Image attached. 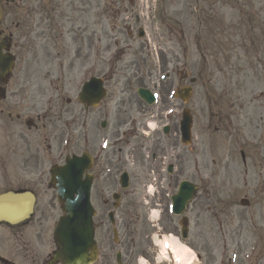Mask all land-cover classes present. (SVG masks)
Wrapping results in <instances>:
<instances>
[{
	"label": "flooded vegetation",
	"instance_id": "flooded-vegetation-1",
	"mask_svg": "<svg viewBox=\"0 0 264 264\" xmlns=\"http://www.w3.org/2000/svg\"><path fill=\"white\" fill-rule=\"evenodd\" d=\"M0 8L2 11L0 44L5 46L3 49L6 50L5 52L9 53L13 50L15 52L17 49L18 57L24 54L25 59H28L26 53H30V58L35 60L27 62L36 67L59 61L62 68V61L67 58L69 61L67 74L74 68L73 57L78 58L81 55L84 61L77 67L80 71L83 69L85 79H89L92 75L96 78L102 76L107 88L108 100L100 108L82 109L80 146L78 141L76 143L72 141L70 128L74 127V119L70 123L65 121L64 113L59 118L57 115L44 114L36 116L35 121L21 120L20 116L25 110L37 111L36 104L24 108L25 94L19 95L13 90L9 93L6 106L3 105L0 109V115L5 114L7 117L4 122L8 131L4 137L10 139L7 145L5 143L0 149L1 174L8 182L17 181L18 186L33 187L42 209L37 224L35 223L31 228L29 243L41 244L45 239L46 234L41 221L46 219L44 212L54 206L50 189L44 188L48 175L45 167L53 163V150L58 138L57 123L63 121L69 132L66 154L81 152L91 162V168L86 174L91 177L90 200L97 212L95 228L99 234L100 264L114 263L110 256L113 249L119 252L121 264H136L139 255H144L152 261L151 234L154 225L148 220L147 213L155 207L161 208L168 223L165 232L171 229L174 233H179V226L177 227L176 224H179L183 218L169 216L167 213L169 201L166 193L176 186L177 179H173L171 175L165 176L163 171L165 169V87L161 89L162 108L141 107L137 100L121 94L127 87L132 89V82H126L122 88L110 75L105 76L104 59L99 60L96 55L95 59L98 61L93 62V68L90 69V47L94 40L88 33L91 32L90 26H99L102 16L103 18L105 16V8L101 9L99 2L89 5V0H80L77 4L74 0H0ZM80 13L82 19L77 23L76 17ZM85 15L88 17L87 21H84ZM116 15L117 13L114 12L113 16ZM90 16H94L92 25L89 24ZM68 36L72 39L69 46L65 43ZM56 37L61 44L60 53L56 52L52 56L49 47L52 38ZM101 41L102 38L98 35L97 42ZM105 48V45L96 47L101 57L102 53L103 55L105 53ZM68 49H75V55L69 56L72 51ZM39 51L45 55L43 58L38 54ZM132 80L136 81V77ZM16 82L17 90L25 84L23 79L17 78ZM30 99L36 101V97ZM13 121L19 125L23 124L24 129L17 128L12 124ZM148 121L153 122L152 129L148 128ZM35 122L41 125L38 126ZM63 139L61 133L58 138V148ZM123 174L127 176L125 189L120 185ZM151 183L159 192L149 200L146 192ZM198 201H200L199 197H196L193 205ZM108 214H111L110 219ZM199 218H201L200 211L195 213L194 220L198 222ZM212 218L215 223H221L217 214L214 213ZM29 223L23 224L18 230V232L23 231L17 235L18 241L21 240V246L26 244L24 229ZM114 229L116 238L113 237ZM6 233L9 234V231L2 227L1 240L7 237ZM12 256L15 257L16 254ZM0 258L7 259L1 253ZM30 261L32 264H39L36 254L30 257Z\"/></svg>",
	"mask_w": 264,
	"mask_h": 264
},
{
	"label": "rangeland",
	"instance_id": "rangeland-1",
	"mask_svg": "<svg viewBox=\"0 0 264 264\" xmlns=\"http://www.w3.org/2000/svg\"><path fill=\"white\" fill-rule=\"evenodd\" d=\"M248 1L249 9L246 4ZM257 3L258 0H152L150 3V8L154 10L152 13L155 17L152 20L153 27L157 28L156 35L165 42V110L169 109L171 116H174L183 108L190 109L193 115L195 147L201 150L202 179L204 183L212 185L200 192L202 201L207 197V191L212 189L215 193L211 198L212 204L219 208L226 206L227 201L233 202V209H240L247 221L249 214H256V217L259 215L258 211H255L258 207L253 205L252 200L258 201L264 197L258 176L264 168L263 121L255 115V110H243L240 106L243 104L246 90L256 85L258 88L254 92H259V83L263 81L258 65L259 52L254 51V43L249 40L250 36L258 34ZM248 14L251 21L254 19V29L247 33ZM106 22L107 42L110 50H114L116 40L121 44L125 40L124 33L119 30L122 24H115V27H119L114 34L108 21ZM253 40L257 45L258 36H253ZM132 46H138V42L135 41ZM128 54L124 60L132 58V54ZM105 70H109L108 64ZM48 71L55 74L59 69L49 67ZM65 78L68 77L51 86L48 85L46 77L35 84H27L26 89L27 92L31 89L44 96L52 94L55 89L59 99L56 100L54 109H59L66 107L65 100L70 96L74 100L73 94L70 93L79 89V81L75 83L70 77L65 81ZM189 81L193 83L189 84ZM185 85L193 89L191 99L186 105L171 94H166L169 89L174 90ZM45 87L48 90H45ZM42 102L44 103V100ZM229 105H232V108ZM71 107L73 114L79 109L75 101ZM225 117H230L233 123L228 125ZM220 118L222 122L218 123ZM236 140L245 144L243 150L248 157L247 175L244 174L238 152L235 161L227 166V171L223 170L222 164L219 163L225 160V152L228 147L235 145ZM179 149L177 147V150ZM172 151L173 149H170L171 153ZM167 161L165 160V163ZM218 172L220 174L216 182L212 183L211 174ZM224 173L228 174V178ZM1 185L3 182L0 179V189ZM245 195L251 200V206L244 211L238 202ZM57 216L58 212L53 213L50 225ZM253 221L257 222L255 218L251 219V224L247 222V226L243 225L241 228H235L234 221L232 228H229L234 231L233 240H227L228 250L224 253L225 256L222 245L217 242L213 256L204 259L203 251L201 252V264H226L228 257H232L231 264H264V229L258 228ZM163 239L165 237L159 238L158 241ZM157 253L159 256H165L159 246ZM191 254L192 252H188V255Z\"/></svg>",
	"mask_w": 264,
	"mask_h": 264
},
{
	"label": "water",
	"instance_id": "water-1",
	"mask_svg": "<svg viewBox=\"0 0 264 264\" xmlns=\"http://www.w3.org/2000/svg\"><path fill=\"white\" fill-rule=\"evenodd\" d=\"M54 182L56 189L58 190L59 194L62 196L61 202L65 203L64 208L70 209V201L71 207H77L79 206L81 210L84 212V205H85V189L84 187L79 183V180L77 178H71L67 174V169L62 168L60 171L55 173ZM65 185H68V188L71 190V195H75L74 200H70L65 194ZM67 196V197H66ZM8 197V196H7ZM7 197L0 198V205L6 201ZM67 199V200H64ZM18 199V197H17ZM84 218V213L79 216V221ZM84 229L85 234H79L78 230L75 229V233H77L78 238L76 244L79 245H72L69 241L63 242L65 239L64 232H61V234L57 237V243L60 246V257L68 264H84L87 260L86 250L92 248V242H91V233L89 224L87 223L81 224L80 229Z\"/></svg>",
	"mask_w": 264,
	"mask_h": 264
},
{
	"label": "bare ground",
	"instance_id": "bare-ground-1",
	"mask_svg": "<svg viewBox=\"0 0 264 264\" xmlns=\"http://www.w3.org/2000/svg\"><path fill=\"white\" fill-rule=\"evenodd\" d=\"M168 245H170V249L174 255L175 261L178 264H193L190 262L188 255L186 254L185 250L180 248L179 246L175 245L173 241L169 242L166 241Z\"/></svg>",
	"mask_w": 264,
	"mask_h": 264
}]
</instances>
